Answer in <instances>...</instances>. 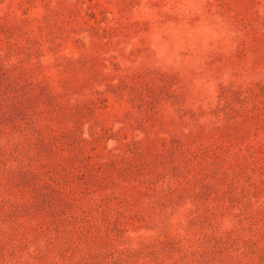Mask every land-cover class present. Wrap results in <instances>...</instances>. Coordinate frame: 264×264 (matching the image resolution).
<instances>
[{
    "label": "rangeland",
    "instance_id": "1",
    "mask_svg": "<svg viewBox=\"0 0 264 264\" xmlns=\"http://www.w3.org/2000/svg\"><path fill=\"white\" fill-rule=\"evenodd\" d=\"M0 264H264V0H0Z\"/></svg>",
    "mask_w": 264,
    "mask_h": 264
}]
</instances>
